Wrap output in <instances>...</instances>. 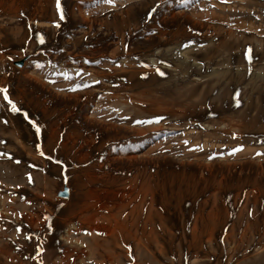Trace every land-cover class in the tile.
Segmentation results:
<instances>
[{"label":"rangeland","instance_id":"1","mask_svg":"<svg viewBox=\"0 0 264 264\" xmlns=\"http://www.w3.org/2000/svg\"><path fill=\"white\" fill-rule=\"evenodd\" d=\"M60 6L0 0V264H264V0Z\"/></svg>","mask_w":264,"mask_h":264},{"label":"snow or ice","instance_id":"2","mask_svg":"<svg viewBox=\"0 0 264 264\" xmlns=\"http://www.w3.org/2000/svg\"><path fill=\"white\" fill-rule=\"evenodd\" d=\"M106 2L107 3H109V4H114L115 3V0H106ZM224 2H226V0H224ZM57 9L61 12V19H64V15H63V11H62V9H61V6H60V0H57ZM57 26H59V25H57ZM40 43L41 44H43L44 43V37L41 35L40 36ZM248 53H249V55H248V60H249V62L251 61V59H252V57H251V55H250V53H251V48L249 47V49H248ZM157 71H159V69H157ZM66 79H71V74H69V73H61ZM160 74L161 75H164V73L163 72H160ZM77 75H79V73H77ZM93 83H99V81H94ZM88 85H87V83L85 82V83H81V84H77V85H75L73 88H72V90L73 91H75V90H79V89H82L83 87H87ZM0 92H2L3 93V98H4V100L5 101H7V104L8 105H10L11 106V109H12V111L13 112H19L20 111V109L17 107V105L9 98V95H8V92H7V89L6 88H0ZM237 103H239L238 101H237ZM27 114H25V116H26ZM155 120H159V119H161V118H154ZM37 132H39V128L37 127ZM242 148H243V145H239V146H237V148H235V149H233V152H235V151H239V150H242ZM44 153L43 152H41V155H43ZM259 154H261V153H258V155ZM18 162V161H17ZM29 179H31L30 177H29ZM41 251H43V249L41 248Z\"/></svg>","mask_w":264,"mask_h":264},{"label":"bare ground","instance_id":"3","mask_svg":"<svg viewBox=\"0 0 264 264\" xmlns=\"http://www.w3.org/2000/svg\"><path fill=\"white\" fill-rule=\"evenodd\" d=\"M83 205H84V206H83ZM83 205H80V206H79V204H78L76 209H80V210H81L82 208H85L86 205H85V204H83ZM125 205H126V204H125ZM117 206H118V205H117ZM94 207H95L94 205H93V207H92V206H89V208H92V209H95ZM124 208H125V207H124ZM128 208H129V207H128ZM119 209H120V208H119ZM130 210H131V209H130ZM130 210H129V211H130ZM133 210H134V209H133ZM123 211H124V209H123ZM129 211H128V212H129ZM120 212H121V210H120ZM138 212H139V210H138ZM95 213H96V212H95ZM116 213H117V212H116ZM122 214H123V213H122ZM126 214H128V213H126ZM134 214H135V213H134ZM134 214H133V215H134ZM130 215H131V214H130ZM130 215H129V216H130ZM138 215H140V213H139ZM125 216H126V215H125ZM94 217H95V216H94L93 214H91L89 217H87V218L85 219V221L87 220V222H92V224H93L94 221H96V220L94 219ZM134 217H135V216H134ZM139 218H140V216H139ZM119 219H120V217H119ZM119 219H118V220H119ZM129 219H130V218H129ZM133 220H134V219H133ZM119 221H120V220H119ZM126 221H128V220H126ZM126 221H125V222H126ZM116 222H117V221H116ZM96 223H97V222H96ZM126 223H128V222H126ZM131 223H132V222H131ZM88 224H90V223H88ZM94 224H95V223H94ZM116 225H117V224H116ZM129 225H130V223H129ZM133 225H134V224H133ZM120 226H121V225H120ZM131 227H132V226H131ZM134 227H135V225H134ZM142 227H143V226H142ZM122 228H123V227H122ZM118 229H119V225H118ZM125 229H127V228H125ZM136 229H137V227H136ZM119 230H120V229H119ZM134 231H135V230H134ZM108 232H109V231H108ZM111 232H112V231H111ZM114 232H115V231H114ZM137 232H138V231H137ZM104 233H106V231H105ZM119 233H120V232H119ZM146 233H147V229H146V227L141 228V234H142L144 237L146 236V235H145ZM109 234H112V233L109 232ZM135 234H136V233H135ZM143 236H142V237H143ZM117 237L123 239L124 241H128L129 239H131L130 237H132V234H131L130 232H128V230H127V233L121 231V233L118 234ZM117 237H116V238H117ZM133 237H134V236H133ZM144 237H143V239H144ZM134 238H135V237H134ZM139 238H140V236H139ZM143 239H142V240H143ZM132 240H133V239H132ZM118 242H119V241H118ZM164 242H165V241H164ZM125 243H126V242H125ZM137 243H138V242H137ZM137 243H136V244H137ZM143 243H144V244H148V246H149V244L151 243V241H150V240L148 239V237H147ZM134 244H135V243H134ZM165 244H166V243H165ZM117 245H118V244H117ZM123 245H124V244H123ZM139 245H140V244H139ZM137 247H138V246H136L135 248H137ZM143 247H144V245H143ZM140 249H141V248H140ZM144 249H146V248H144ZM164 249H166V251H167V246H166V248H163V250H164ZM134 250H135V249H134ZM146 250H148V249H146ZM164 251H165V250H164ZM138 257H139V256H138ZM142 259H143V258H142ZM142 261H143V260H142ZM144 263H145V262H144Z\"/></svg>","mask_w":264,"mask_h":264},{"label":"water","instance_id":"4","mask_svg":"<svg viewBox=\"0 0 264 264\" xmlns=\"http://www.w3.org/2000/svg\"><path fill=\"white\" fill-rule=\"evenodd\" d=\"M24 62L25 60H22V61H19V62H16L15 64L19 67H22L24 65ZM60 197L62 198H69L70 196V191L68 188H65L63 191L59 192L58 194Z\"/></svg>","mask_w":264,"mask_h":264}]
</instances>
